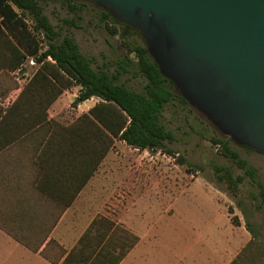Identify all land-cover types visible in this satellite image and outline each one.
Instances as JSON below:
<instances>
[{
    "label": "trees",
    "instance_id": "obj_1",
    "mask_svg": "<svg viewBox=\"0 0 264 264\" xmlns=\"http://www.w3.org/2000/svg\"><path fill=\"white\" fill-rule=\"evenodd\" d=\"M47 1L59 3L75 16H79L84 8V1L81 0H0V69L5 67L11 72L21 71L30 59L37 65L18 98L7 109V113L12 111L14 115L19 107L27 112V124L19 128L20 134L43 124L48 107L64 91L79 87L82 102L91 98L99 100L88 115L80 118L92 127L94 170L112 148L114 140L123 141L139 151H156L175 157L177 152L168 147L175 142V137L162 124L161 116L165 106L174 100L186 106L188 104L174 85L160 74L138 31L119 24L100 10L101 23L111 36L121 38L120 45L125 55L114 63H103L102 67L94 68L91 60L81 53L75 39L69 34L62 36L50 23L41 5ZM63 22L73 25L71 20ZM131 33L137 35L142 44L129 40ZM109 67L113 68V72L109 71ZM129 74L143 79L140 91L121 82V78ZM6 95L0 97L4 99ZM44 139L45 136L41 143ZM229 141L223 136L222 139H211V143L219 145L222 155L243 174L234 176L228 168L212 165L216 180L224 183L231 194L237 196L239 186L247 178L257 188L264 204V183L259 179L256 168L231 150ZM177 160L185 164L183 158L178 157ZM194 169L201 170L196 166ZM262 207L257 205L256 209L262 210ZM228 214H232L230 207ZM100 220H96L81 237L76 249L69 253L54 240H50L41 251L44 239L16 241L34 253L39 252L51 264H118L126 251L113 252L110 239L103 243L106 233L95 228ZM231 222L234 226L240 224L237 217H232ZM244 226L252 239L230 264H248L256 259V255L264 256V247L260 248L256 241V232L248 222ZM252 251H255V256L249 257Z\"/></svg>",
    "mask_w": 264,
    "mask_h": 264
},
{
    "label": "crops",
    "instance_id": "obj_2",
    "mask_svg": "<svg viewBox=\"0 0 264 264\" xmlns=\"http://www.w3.org/2000/svg\"><path fill=\"white\" fill-rule=\"evenodd\" d=\"M75 88L64 91L48 107L43 124L23 134L19 128L27 124V112L19 107L15 115L12 111L7 113L23 86L0 100V264H51L16 239H44L40 251L54 240L69 253L100 218L95 228L104 233L116 232L113 241L117 243L111 250L126 251L118 264H141L145 238L139 232L141 221L135 208L141 199L135 191L141 189L140 177L145 182L148 178L145 185L149 201L155 192L151 194L153 175L149 170L118 167V160L125 158L116 157L113 151L118 144L128 146L119 140H114L94 170L92 127L80 118L88 115L99 100L91 98L77 103L80 88L78 96L73 92ZM152 183L155 190V181ZM172 205L174 209V202ZM111 206L120 211L117 216L108 212ZM221 229L218 217L206 234L210 254L203 264H229L252 239L245 226L231 223L224 233H229L230 240L223 244ZM108 239L109 236L105 237L103 243ZM185 246L188 255L190 246ZM215 254L216 258L212 256ZM191 260L195 261V257Z\"/></svg>",
    "mask_w": 264,
    "mask_h": 264
},
{
    "label": "rangeland",
    "instance_id": "obj_3",
    "mask_svg": "<svg viewBox=\"0 0 264 264\" xmlns=\"http://www.w3.org/2000/svg\"><path fill=\"white\" fill-rule=\"evenodd\" d=\"M83 3L84 8L79 16H75L59 3L47 1L41 5L50 23L62 36L69 34L75 39L81 53L91 60L94 68L102 67L103 63L118 61L125 55L120 45L121 38L111 36L105 30L104 24L100 21L99 8L89 2ZM64 20H71L73 25L64 24ZM129 40L142 44L141 39L133 33L130 34ZM130 57L134 59L133 55ZM22 69L15 72L8 71L5 67L0 69V96L24 86L37 69V65L31 66L27 62ZM109 71L113 72V68L109 67ZM121 82L136 91H140L144 83L142 78L131 74L122 77ZM78 89L79 87L73 89L76 96ZM12 95L14 97L15 93ZM0 100L3 99L0 97ZM161 122L175 137V142L168 145L177 152L175 157L162 152L139 151L125 144H118L113 151L116 157L125 158L118 160V167L149 170L153 175L150 183L151 194L152 191L155 192L149 201L148 185H145L148 178L145 182V178L140 177L141 189L139 192L135 191V195L141 199L135 208L141 221L139 232L141 237L145 238L141 247V264H203L210 254L206 234L218 217L223 231V234L221 233L223 244L230 240L229 233L224 235L225 227L230 229L232 217H237L242 226L246 222L251 225L257 234L256 241L261 245L260 248L264 247V204L258 196L257 188L245 178L239 186V194L234 196L226 185L218 182L214 176L212 165L228 168L234 176L243 174L222 155L220 147L211 143L212 138L222 139V135L199 113L178 100L165 106ZM228 147L256 168L259 179L264 183V155L247 150L231 141L228 142ZM178 157L183 158L185 164L178 162ZM195 166L201 170L196 171ZM152 180L156 184L155 190ZM257 205H262V210L256 209ZM229 207L232 214H228ZM107 210L113 216L120 213L114 206ZM124 210L127 212L130 209ZM192 225L194 231H191ZM174 227L177 228L175 231ZM180 231L184 232L182 236ZM107 236L110 237L109 244L112 249L117 243L113 241V237L117 236L116 232H107L105 237ZM185 245L190 246L189 256L186 254ZM216 255L212 256L216 258ZM192 256L195 257V261L191 260ZM253 256L255 251L249 255ZM248 264H264V256L256 255V259Z\"/></svg>",
    "mask_w": 264,
    "mask_h": 264
},
{
    "label": "water",
    "instance_id": "obj_4",
    "mask_svg": "<svg viewBox=\"0 0 264 264\" xmlns=\"http://www.w3.org/2000/svg\"><path fill=\"white\" fill-rule=\"evenodd\" d=\"M81 1L137 30L191 109L264 155V0Z\"/></svg>",
    "mask_w": 264,
    "mask_h": 264
},
{
    "label": "built area",
    "instance_id": "obj_5",
    "mask_svg": "<svg viewBox=\"0 0 264 264\" xmlns=\"http://www.w3.org/2000/svg\"><path fill=\"white\" fill-rule=\"evenodd\" d=\"M29 64H30L31 66H34V65H35V62H34L32 59H30ZM217 147L219 148L220 146L217 145Z\"/></svg>",
    "mask_w": 264,
    "mask_h": 264
}]
</instances>
